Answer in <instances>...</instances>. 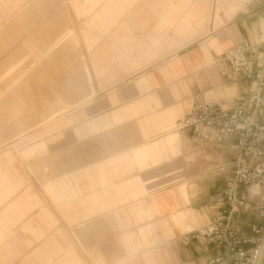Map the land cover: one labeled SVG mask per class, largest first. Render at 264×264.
I'll return each mask as SVG.
<instances>
[{
	"label": "crops",
	"instance_id": "obj_1",
	"mask_svg": "<svg viewBox=\"0 0 264 264\" xmlns=\"http://www.w3.org/2000/svg\"><path fill=\"white\" fill-rule=\"evenodd\" d=\"M246 1L0 0V264H205L179 237L227 208L234 137L175 124L235 104L213 60L264 42Z\"/></svg>",
	"mask_w": 264,
	"mask_h": 264
},
{
	"label": "built area",
	"instance_id": "obj_2",
	"mask_svg": "<svg viewBox=\"0 0 264 264\" xmlns=\"http://www.w3.org/2000/svg\"><path fill=\"white\" fill-rule=\"evenodd\" d=\"M244 8L255 12L264 0H247ZM213 65L242 81L235 104L222 108L195 96L175 128L195 142L234 137L232 169L221 191L227 208L179 241L213 248L205 264H264V42L242 40ZM243 215L254 218L245 231L239 225Z\"/></svg>",
	"mask_w": 264,
	"mask_h": 264
}]
</instances>
